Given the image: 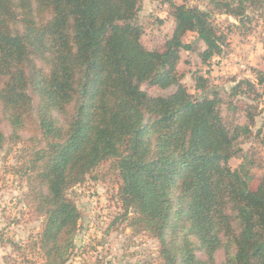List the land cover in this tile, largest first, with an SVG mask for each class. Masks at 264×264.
I'll list each match as a JSON object with an SVG mask.
<instances>
[{
  "label": "trees",
  "instance_id": "trees-1",
  "mask_svg": "<svg viewBox=\"0 0 264 264\" xmlns=\"http://www.w3.org/2000/svg\"><path fill=\"white\" fill-rule=\"evenodd\" d=\"M166 1L175 27L161 51L141 41V0H0V150L26 134L34 144L20 160L43 217L41 264L69 261L81 219L69 191L106 161L163 264H264V174L241 146L264 112V71L226 89L196 70L195 96L178 69L182 51L208 67L227 43L213 11L239 19L264 0H210L213 11Z\"/></svg>",
  "mask_w": 264,
  "mask_h": 264
},
{
  "label": "rangeland",
  "instance_id": "rangeland-1",
  "mask_svg": "<svg viewBox=\"0 0 264 264\" xmlns=\"http://www.w3.org/2000/svg\"><path fill=\"white\" fill-rule=\"evenodd\" d=\"M172 1L213 11L210 0ZM169 11L166 0H141L138 21L144 29L141 41L147 48L165 50L175 27ZM213 20L226 33L227 43L213 56L210 66L203 65L197 53L188 51H182L178 64L182 82L195 96L202 94L195 87L193 72L196 70L209 75L211 84L226 89L234 79L255 80L253 67L264 71V7H249L239 19L213 11ZM196 37L195 33H188L185 41H194ZM197 43L201 49L206 47L203 41ZM141 88L153 96L175 90L173 86L163 89L149 83H142ZM238 120L245 122L243 114ZM253 131L255 135L243 140L241 146L256 150L259 166L253 173L258 180L264 174V112L257 116ZM28 137L26 134L25 140L17 143L7 141L0 150V264H41L43 261L39 249L34 247L43 217L28 195L29 184L20 160L25 150L34 145ZM240 163L239 158L230 160L233 168ZM120 183L114 164L106 161L69 191L80 209L81 219L76 248L66 264H163L159 240L147 231L134 228L133 214H125L118 194ZM14 243L19 247H14Z\"/></svg>",
  "mask_w": 264,
  "mask_h": 264
}]
</instances>
